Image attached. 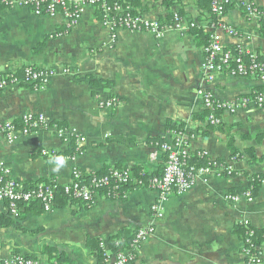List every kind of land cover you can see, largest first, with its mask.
I'll return each mask as SVG.
<instances>
[{
	"label": "crops",
	"instance_id": "crops-1",
	"mask_svg": "<svg viewBox=\"0 0 264 264\" xmlns=\"http://www.w3.org/2000/svg\"><path fill=\"white\" fill-rule=\"evenodd\" d=\"M172 11L211 33L210 13L198 0H177ZM222 22L236 35L217 29L224 49L243 48L264 56V27L246 17L245 3L264 11V0H230ZM145 19L165 18L168 12L153 0H140L133 8ZM188 20V21H187ZM190 32H167L155 39L147 33L118 31L115 45L94 9L67 28L60 15L35 17L25 8L0 6V77L20 65L67 68L49 85L6 89L0 96V122L17 121L25 113L43 114L52 123L75 129L85 143L60 140L53 132H39L14 143L0 135V160L6 179L25 184L53 181L68 184L74 169L93 173L105 167H141L156 173L164 158L154 162L150 139L169 140L168 125L181 127L191 152H204L232 169L230 176H199L182 195H171L164 217L140 249L133 264H246L243 241L235 234L242 221L264 229V179L248 203L226 200L231 190L248 188L249 177H264V112L254 107L234 115L221 114L220 127L202 122V103L196 93L203 84L205 55L202 43ZM222 103L250 96L264 83L249 77L216 74L206 84ZM115 99V107L99 103ZM232 141V149L229 141ZM73 143V144H72ZM80 148L70 157L71 146ZM51 155L67 160L59 171L48 163ZM155 193L130 192L125 200L98 195L90 208L80 204L53 207L50 212L28 213L0 228V262L21 255L38 264H50L42 248L66 255L73 264H100L87 247L88 240L107 243L128 230L135 232L152 222L150 206ZM56 203V202H55ZM0 204V213H4ZM264 264V246L262 249Z\"/></svg>",
	"mask_w": 264,
	"mask_h": 264
},
{
	"label": "built area",
	"instance_id": "built-area-1",
	"mask_svg": "<svg viewBox=\"0 0 264 264\" xmlns=\"http://www.w3.org/2000/svg\"><path fill=\"white\" fill-rule=\"evenodd\" d=\"M230 0H212L211 18L207 27L212 32L210 40L202 48L205 61L202 66L203 84L197 90V97L202 103L203 111L209 116V125L218 127L222 124V118L215 115L216 110L221 114L234 115L241 110L254 107L264 112V90L254 92L250 96L240 97L231 103H222L217 101L213 94L206 88V84L214 81V77L219 73H226L233 77H249L264 83V56L252 51L238 48L237 52L224 49L220 39L216 36V30L221 29L228 35H236V31L222 22V18L229 6ZM0 6L7 8H25L35 17H54L60 15L66 21L67 28L74 27L81 19L86 9H94L99 15L101 25L109 32V44L115 45L117 32L124 30L130 33H147L155 39H161L170 31L179 33L188 32L192 28L199 27L196 23L186 22L182 17L174 14L169 23H161L156 19H145L140 15H135L132 8L123 7L117 2L109 3L106 0H0ZM249 19H256L263 23L264 11L258 9L255 5L245 3L241 5ZM67 68L60 69L36 68L33 66L20 65L11 70L10 73L0 77V96L3 91L15 86H29L36 90H42L49 85V82L57 74L68 73ZM118 101L109 99L99 103L101 108L115 107ZM51 131L60 140L75 141L76 143H85V138L80 137L75 129L61 127L52 123L43 114L25 113L15 121L0 122V135L7 143H14L21 138L28 137L39 132ZM169 140L164 143L153 146L149 158L154 162L158 156L165 155L164 167L159 177L150 179L146 187L142 189L151 190L155 193V199L150 206L152 222L148 227L140 228L133 233L131 242L127 249L119 248L115 252H108L105 249V243H100L103 250V259L100 264H133L140 253L144 243L153 235L155 223L164 217L165 205L169 197L173 194L182 195L191 187L199 176H230L232 169L223 163H217L208 158L204 152H198V158H206L208 162L205 167L196 168L188 166L187 161L192 155L189 147V140L183 131L168 133ZM80 148L75 147V152L79 154ZM80 171H72L71 181L59 186L57 183L52 185L39 184L32 189L25 187L15 181L6 179L5 169L0 160V204H6L12 218H18L21 206L28 207L32 203H39L43 212H50L54 207L55 195L57 189H62V193L74 200L82 203H94L98 193L94 189L109 187L106 193L107 197H118L116 192L120 185L129 183L130 177L128 170H112L109 175L93 178L89 185H81L78 182ZM112 184V186H110ZM248 190L241 195H228L226 200L232 203H238L244 200L248 203L253 201V197ZM239 225L248 229L246 239L243 242V254L246 256V264H262V247H257L251 242L250 237L254 231L248 221H242ZM0 264H38L35 259L26 258L21 255H13Z\"/></svg>",
	"mask_w": 264,
	"mask_h": 264
},
{
	"label": "trees",
	"instance_id": "trees-1",
	"mask_svg": "<svg viewBox=\"0 0 264 264\" xmlns=\"http://www.w3.org/2000/svg\"><path fill=\"white\" fill-rule=\"evenodd\" d=\"M106 1L109 2L110 4L117 2L120 5H122L123 7H130V8H132L133 13L135 15L136 14L140 15L139 11H136L133 9V8H137L140 6V0H106ZM153 2L159 3L160 6L168 12V14L165 18L159 19V21L161 23H169L173 19L174 14L185 19V17L183 16V14L180 11H172V8L178 4L177 0H153ZM211 3H212V0H198L199 10L207 11L211 15V11H210ZM229 8H230V5L227 6L226 11ZM211 17H212V15H211ZM211 19H214V18H211ZM191 22L192 21H190V20L188 21V23H191ZM260 24H261V27H264L262 22H260ZM189 32L192 36L195 37V39H197L200 43H202L201 48L205 47L210 40V33L205 32V30L201 27L192 28L189 30ZM228 50H231V49H228ZM237 51H238V48L231 50L232 53L237 52ZM263 90H264V88H259L254 92H261ZM214 114L221 117V111L220 110H216L214 112ZM208 116H209V114L206 111H203V113L201 114L200 120L202 122L206 123V125L208 127H210L211 125H209ZM15 122L17 123V121H15ZM220 126H218V127H220ZM167 129H168L169 133H171V132L176 133V132L182 131L181 127H176V126H171V125H168ZM165 141L166 140H164V139H150L149 140L152 147L158 146V145L164 143ZM231 142L232 141L230 140L229 141V148H231V150H233ZM71 147L72 148L70 150L69 155L71 154L70 157H73V156H75V154L77 155V153L75 152V146L72 145ZM196 153H198V152L192 153V155L189 157V159L187 161V165L188 166H195L196 168L205 167L207 162H208V159L198 158ZM162 156L165 160V155H162ZM213 161H216L217 163H221V161H218V160H213ZM163 167H164V163H163ZM163 167L161 169H159L158 172H156V173H149L141 167H133V168L127 169V168H117V167L108 166V167L102 168L101 170L93 172V173H81L80 172V178L78 179V182L81 185H89L91 179L109 175V173L112 170H118V171L128 170L129 177H130L129 183L126 185H120L117 188L116 192L118 193V197L114 198V197H107L106 196V193L109 191V187L102 188L99 190L94 189V192H97L98 195H100V196H104L106 199H109V200H125L126 196L130 192L137 190V189H142V187H146V185H148L150 179H152L153 177H159L162 174ZM263 179H264L263 176H251V177H249L248 188L250 189L249 192L251 193L253 198L257 194V192H258V190H259V188L263 182ZM52 183H54V182L51 180H49V181L46 180V181H40V182H38V184L37 183L36 184H25V186L24 185L23 186L25 187V189H32L39 184H45V185L51 186ZM110 186H112V184ZM248 188H246L244 190H240L239 192H237V190H231L230 194L231 195H241V194L245 193L248 190ZM56 191H57V193L55 195V200H54V206L55 207L61 208V207L69 206L70 204H76L77 203V204H80L83 208H90L93 204V203L85 204V203H82L78 200L76 201V200L70 198L69 196L65 195L64 193H62V189H60V188H58ZM6 206H7L6 204H3V208H4L5 212L0 213V228H5V227L9 226L11 224V221H13L14 219H17V218L11 217L9 211L6 209ZM41 212H42L41 205L39 203L34 202L31 205H29L28 207L21 206L18 217L22 218L25 214H28V213L39 214ZM247 231H248V229L244 228L241 225H237L235 228V234L240 239H242L243 242L246 239V232ZM253 231H254V234L252 237H250L251 242L253 244H255L257 247L264 246V229L263 230L253 229ZM132 237H133V232L128 231V230L127 231L124 230V231L118 233L116 236H113L110 239H108V242L105 245V249H106V251H108L110 253L117 251L119 248L127 249L129 247V244L131 242ZM100 243L101 242L99 240H88L87 241V247H89L92 250L93 256L98 260L99 263H101V261L103 259L102 258L103 257L102 256L103 250L100 247ZM42 254L48 258V261L50 262V264H73V262L66 255L58 253L56 250H54L52 248H47V247L42 248Z\"/></svg>",
	"mask_w": 264,
	"mask_h": 264
},
{
	"label": "clouds",
	"instance_id": "clouds-1",
	"mask_svg": "<svg viewBox=\"0 0 264 264\" xmlns=\"http://www.w3.org/2000/svg\"><path fill=\"white\" fill-rule=\"evenodd\" d=\"M66 160L64 155H51L48 163L53 165V171L59 172L65 166Z\"/></svg>",
	"mask_w": 264,
	"mask_h": 264
}]
</instances>
